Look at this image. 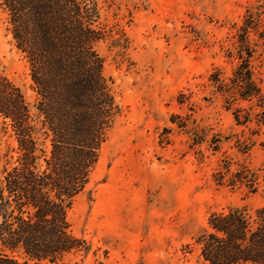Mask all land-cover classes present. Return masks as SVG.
Returning <instances> with one entry per match:
<instances>
[{"label":"rangeland","instance_id":"374dc122","mask_svg":"<svg viewBox=\"0 0 264 264\" xmlns=\"http://www.w3.org/2000/svg\"><path fill=\"white\" fill-rule=\"evenodd\" d=\"M97 2L109 36L95 49L120 116L67 213L88 251L63 264H207L196 238L208 213L264 207V0ZM240 52L259 89L247 100ZM0 72L33 112L1 5Z\"/></svg>","mask_w":264,"mask_h":264},{"label":"trees","instance_id":"16d2710c","mask_svg":"<svg viewBox=\"0 0 264 264\" xmlns=\"http://www.w3.org/2000/svg\"><path fill=\"white\" fill-rule=\"evenodd\" d=\"M0 5L36 97L32 112L21 88L0 72V264H63L88 251L67 213L120 116L95 49L109 34L98 27L97 0ZM237 58L244 61L234 72L237 96L247 100L259 89L248 60L242 52ZM196 241L207 264H264V207L251 216L237 207L208 213Z\"/></svg>","mask_w":264,"mask_h":264}]
</instances>
